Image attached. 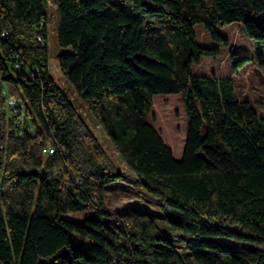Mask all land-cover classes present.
I'll list each match as a JSON object with an SVG mask.
<instances>
[{
  "label": "trees",
  "instance_id": "16d2710c",
  "mask_svg": "<svg viewBox=\"0 0 264 264\" xmlns=\"http://www.w3.org/2000/svg\"><path fill=\"white\" fill-rule=\"evenodd\" d=\"M55 4L60 69L128 169L49 70V0H0V264H264V112L232 75L193 71L220 52L195 25L229 45L218 27L237 21L264 42V0ZM249 58L232 52V71ZM160 93L186 108L180 158L151 121ZM130 177L156 208L108 209L107 187Z\"/></svg>",
  "mask_w": 264,
  "mask_h": 264
},
{
  "label": "rangeland",
  "instance_id": "374dc122",
  "mask_svg": "<svg viewBox=\"0 0 264 264\" xmlns=\"http://www.w3.org/2000/svg\"><path fill=\"white\" fill-rule=\"evenodd\" d=\"M49 70L61 85L69 99L75 104L82 117L86 120L89 127L95 132L104 149L121 169L127 170V166L121 160L116 147L109 135L105 132L102 125L92 116L89 107L74 92L72 86L63 75L59 66V53L61 48L58 44L57 34V11L55 0H49ZM260 19L264 15L259 16ZM195 33L201 44L213 46L219 49V54L215 56H205L200 64L194 66L196 74H212L218 76L232 75L235 78L237 90L241 97L248 98L258 111L264 112V73L259 70L261 67L258 62L264 59V42L248 37L241 29L240 24L234 21L225 26H219L221 34L229 38V45L213 40L202 24L195 25ZM248 55L249 59L239 67L240 74L232 71L231 54ZM153 125L161 132L164 140L172 147L174 154L180 158L183 154L186 135L187 117L186 108L180 93H160L153 98V114L151 116ZM130 179H122L114 182L107 187L105 201L111 211L126 212L130 204H145L149 207L157 206V199L143 189L139 184ZM70 217L82 220L84 213L79 211L70 213ZM160 224L166 226V221ZM184 252V249H181ZM189 264H198L193 258L184 253Z\"/></svg>",
  "mask_w": 264,
  "mask_h": 264
},
{
  "label": "built area",
  "instance_id": "2783aa9c",
  "mask_svg": "<svg viewBox=\"0 0 264 264\" xmlns=\"http://www.w3.org/2000/svg\"><path fill=\"white\" fill-rule=\"evenodd\" d=\"M43 23L45 22V19H42ZM8 34L7 30H3L2 32H0V40L1 38L5 37ZM38 40L42 41L43 38L41 35L37 36ZM8 103H9V109L11 110V107L13 109V112L15 115L18 116L17 118V125L19 126V131H22V126L24 124V119L23 116L21 115L22 109H21V105L23 104V101H17L15 98H9L8 99ZM54 151L53 146L51 145H47L46 147L43 148V152L45 153H52Z\"/></svg>",
  "mask_w": 264,
  "mask_h": 264
}]
</instances>
